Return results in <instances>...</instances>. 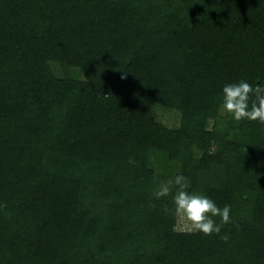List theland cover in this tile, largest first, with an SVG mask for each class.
<instances>
[{
  "label": "trees",
  "instance_id": "1",
  "mask_svg": "<svg viewBox=\"0 0 264 264\" xmlns=\"http://www.w3.org/2000/svg\"><path fill=\"white\" fill-rule=\"evenodd\" d=\"M242 80L264 0H0V264H264V124L222 107ZM178 174L233 223L178 241L153 194Z\"/></svg>",
  "mask_w": 264,
  "mask_h": 264
},
{
  "label": "clouds",
  "instance_id": "2",
  "mask_svg": "<svg viewBox=\"0 0 264 264\" xmlns=\"http://www.w3.org/2000/svg\"><path fill=\"white\" fill-rule=\"evenodd\" d=\"M222 91L223 110L235 121H259L264 124V84L253 86L242 80L239 83L226 84ZM129 163L134 164L135 161L130 158ZM190 184L191 181L187 177L178 174L172 179L161 182L153 194L156 199L172 195L174 208L169 209L165 205L163 211L171 212L183 231L200 232L206 236L219 235L223 225L233 223L230 216L231 206L225 205L221 208L211 198L189 192L187 189ZM173 190H175L174 195ZM214 217L220 218L219 224L213 219ZM221 239L227 242L229 236L223 235Z\"/></svg>",
  "mask_w": 264,
  "mask_h": 264
},
{
  "label": "rangeland",
  "instance_id": "3",
  "mask_svg": "<svg viewBox=\"0 0 264 264\" xmlns=\"http://www.w3.org/2000/svg\"><path fill=\"white\" fill-rule=\"evenodd\" d=\"M159 119L167 125L175 126V117L170 116H161ZM178 241H185V242H192L194 240V234L193 233H181L177 236Z\"/></svg>",
  "mask_w": 264,
  "mask_h": 264
}]
</instances>
